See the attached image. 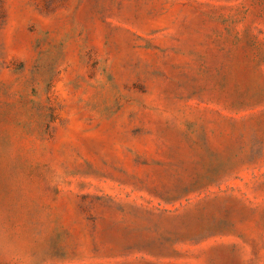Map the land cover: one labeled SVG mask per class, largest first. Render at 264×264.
Masks as SVG:
<instances>
[{
	"label": "rangeland",
	"instance_id": "1",
	"mask_svg": "<svg viewBox=\"0 0 264 264\" xmlns=\"http://www.w3.org/2000/svg\"><path fill=\"white\" fill-rule=\"evenodd\" d=\"M0 264H264V0H0Z\"/></svg>",
	"mask_w": 264,
	"mask_h": 264
}]
</instances>
